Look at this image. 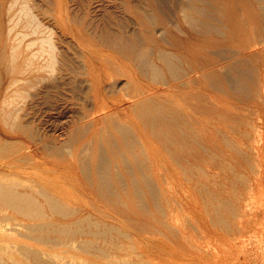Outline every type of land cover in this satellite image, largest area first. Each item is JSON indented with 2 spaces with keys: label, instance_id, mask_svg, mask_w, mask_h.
<instances>
[{
  "label": "rangeland",
  "instance_id": "374dc122",
  "mask_svg": "<svg viewBox=\"0 0 264 264\" xmlns=\"http://www.w3.org/2000/svg\"><path fill=\"white\" fill-rule=\"evenodd\" d=\"M14 1L16 2V0H0V13L3 18L5 29L8 30V27L10 28L11 25L15 27L11 37L12 45H18L19 41L17 40H20V38L24 39L25 42H27L37 36L31 34L34 30V25H36L37 23V18L40 20L43 19L44 22L48 23H46L48 27L54 29L53 35L56 38L61 36L60 26L55 17V15H57L58 0H18L16 3H14ZM62 1L64 2L63 12L66 13V23L69 30V34L66 36V38L68 39H64L63 41L66 42L65 44L66 46H68V54H71V56H69L70 54L68 55L70 59L68 60V63L71 65V69L67 72L69 74L65 76V81L60 83L63 86L56 91L53 97L46 98L48 101H51L50 103H53V105H51L48 101L46 103L45 99L38 100V102H36L38 107L37 117L33 118L32 114L28 117L30 118L29 120L31 122L34 121L35 125H32L36 126V131L34 130L35 132H33L34 134L36 133V138H38L40 145L42 146L41 143H43V146L45 145L44 147H46V145L49 144V146L47 145L46 147V152L37 156L36 160H31V162H35L37 164L36 169L34 170L38 172V174L35 176L38 178V181L42 178L50 180L53 179L58 183L59 187H62L64 189L66 193H70V195L72 196V202L68 205L66 204L69 211H74V209L82 210L80 213L81 215H75L74 213H72V215H60L58 216L59 218H55L54 222H60L61 224H64L65 229L68 231L70 229L71 231L68 232V235L67 233H53L52 237L69 239L70 237L76 236V241H78L77 243H80V240L81 242H87L89 240L95 242V244L92 245L95 249H91L92 246L90 245L87 247L86 245H83L82 250L79 249L82 246L78 245L80 246L78 247L77 243L76 248L63 245L57 246L56 242H54L55 239L51 243L46 240L45 235L40 237L41 241L40 238H35L36 240H34L27 236H19L21 243L37 249H41L43 251L58 253V255H62L64 258H66L68 262L67 264H69L70 259L72 260L70 262H74L70 264H83L85 261H87L85 264H264V238L262 237L264 236V209L261 207V203L262 201H264V179H262L257 187L254 186V190L249 189L250 191H252L251 193L247 189L244 194V196L246 197L254 198L249 199L247 201L248 204H244L243 207L247 212L246 216H243L240 222L246 221V218L247 220L250 219L249 222H251L252 225H255L254 228L252 230L246 229L243 233H241V230L238 227V229L235 227L236 231L231 229V226H233L232 218L234 215H232V213H234L233 211H235L238 207V204L234 203V197L238 194V190L244 188L246 189V187L244 186L245 184L243 183L246 182L249 184V182H247V180L245 181V175H240L244 174V170L235 167L233 163L231 166L227 165V162H230V159H233V162H235L234 151L231 150V152H226L228 148H218L217 142L218 140H220V138L226 136L224 134L225 132H223L225 129L229 131L228 139L231 140L232 138L236 137L238 131L237 128L241 120L240 117L243 115L242 113L244 111V105L246 104L248 106L249 100L246 95L243 94V92H238L237 88H232L226 82H224V79L220 80L218 84L213 85V83H211L208 86H203L200 79L199 84H196V86H194L193 88H191V86L188 87L187 85H182V90L180 91V93L179 91H177V93H179V97H177V99L179 100L178 102L180 104H184L185 111L189 110L188 112L195 113L197 108H199V114L196 112L194 114V117L197 118V120H201V122L205 121L206 132L203 134V136L204 138L207 137V140L204 141L207 144H210L211 151L209 155L207 154V152L202 153L204 154V156H200L196 162L194 161V164H191V162L189 161L190 158H188V156L181 165L177 164V162L175 161L173 163L170 160L169 155L163 151L162 140L159 139L158 136H154L150 131L147 130L145 126H143L145 130L144 132L147 135V140H149L148 142L157 151V158L159 159V165L161 169H164L161 164H163L165 160L167 161V157L172 163V165L168 166L170 167V171L173 172V187L175 193L182 195L185 199V203H183V205L176 204L172 216L177 223L176 225H179L182 231H177L176 228L172 229L173 227H168L169 224L166 225L167 222H164V219L166 218V207L168 206V200H166L161 195L160 190H156L157 188L152 187L153 191L151 190V188H149L150 184H148L149 182L147 181L148 177L150 176V170L148 169V167H146L147 157H145L143 154H140L142 152L138 150L137 153L132 154L130 157L133 162L132 169H129V180L131 185L130 188H124L125 184H122L124 186L123 187L122 185H120V182L115 183L116 187L114 185L109 187V189H113L116 193H120L123 196L122 197L120 195H117L118 197L120 196L121 200L112 198L110 196V192H108V188L106 189L96 184L93 185V182L89 175L90 171L81 168L83 164L88 165L87 154H85V159L87 162L83 161V152L82 154H79L81 153L80 150L83 151V124L86 123V120L83 119L85 102L84 97H86V94H83V91H85L84 89H86L87 91V86H89V84L86 81L83 82V79L85 78V75L83 78V72L85 73V69H83L84 66L82 65H84V61H87V57H89L91 61H94L97 64H106L108 63V59L115 58L120 63V65L116 64L117 68L123 67V69L128 72H131L133 69L134 72H136V74L138 75V78L132 86V94L141 93L144 87L146 89H160V86H162L161 80L163 78L161 77H164V72L161 71V76L155 75V78L152 77L154 76V74L149 71L145 75L141 74L135 56L131 54V59H133L132 62L128 55L125 56L124 52H118V49H114L112 47L113 45L107 43L108 38L115 39L116 37L117 39H134L138 44H140L141 49L144 48L143 50L148 52L149 62L157 63L160 70L162 69V66L164 64L157 59V54L159 55L160 49H166L172 51L174 54H176V56L179 57L176 58L177 60H175V62L178 67H180V69L188 68V65L190 66L193 64L204 65L206 67L209 63H211L212 65L207 68V70L213 72L212 67H214V69H216L217 73L221 77L223 75L222 70L224 71V69H220L219 65L228 63L237 64L238 61V55L233 53L232 51L230 52L231 46L238 39V24L233 18L234 14L236 15L235 8H248L246 9L247 13L253 14L255 12L257 13L256 6L264 5V1H259L257 4L256 2L258 0H249L250 2H248V0H202L203 2H199L200 0H196L198 6L205 7L203 9L207 10L206 12L209 15L212 14L217 18V20H223L224 23L222 21L221 23L217 24L216 19H207L204 16H199L198 19L201 27L199 29V32L194 31L195 36L192 38H189L186 32L184 34L180 31H177L178 20L176 19V21H174L176 24L173 22V20L176 18L177 10L180 11V6L177 2L175 3L174 0H166L167 2L165 1V4L167 5L164 4L165 10L169 8L172 9L168 10L170 12H173L174 14L173 15L171 13V15L174 16H171V19L173 18L172 21L171 19H167L163 15L165 11L163 14H161L163 10L160 8V1L158 0ZM168 1L170 2V5ZM26 2L28 6L25 5L24 10V5L22 3ZM248 5L252 7L249 8ZM29 6L30 8L27 11L26 8H28ZM150 8L151 13L148 12ZM18 9L19 11H17ZM21 10H23L22 13L20 12ZM251 10H253V12ZM14 12L16 13V15L14 14ZM31 13L35 15V18H37H32ZM36 13L39 15H37ZM179 13L180 15H182L181 12ZM13 14L15 17L12 16ZM11 16L12 18H14V21L9 23L8 20L11 18ZM30 18L34 19V21ZM68 18H70V20ZM228 19H230L232 24L229 23ZM169 21L170 23H168ZM201 21H207L205 23L206 25L209 23V26H211V24L213 23L211 28H213L215 31H218L219 29V34H216L218 32H215L214 30L211 31L209 30V28H206V25H204L205 23L202 22V24L200 23ZM171 22H173L174 24H171ZM30 23H32V25ZM183 27L188 28L186 24ZM167 29L171 31L167 33ZM222 30L223 33L221 35L220 32ZM4 31L7 35V31ZM161 31H163V33H161ZM21 32L22 34H19L17 36V33ZM100 32L106 35L105 39H102L105 37V35L103 36L102 34L101 36ZM25 33H27V35L29 36H27ZM108 33L111 34L108 35ZM23 34L26 35V38L21 37ZM112 34L114 35V37H110V35L113 36ZM45 35L47 36L48 34L44 33L41 36ZM161 35H164V39L167 38V40L165 39L164 41ZM13 36H15V38ZM72 39L74 40V42ZM71 42L73 43V45H71ZM69 44L74 48H72ZM86 47L93 48L96 53L94 52L93 55H89L85 49ZM219 48L221 49V51L215 50ZM75 49L77 51H80L81 55L86 54L87 57L85 58L84 55H82V58L81 55L78 54L80 52L75 51ZM206 49H208L209 51L212 50L211 53ZM49 52H51L52 55L50 53V55L48 56ZM41 54L44 55V58L49 60L47 63H45V65L50 64L49 62L52 61L51 58L53 56V52L51 51V49H48V46H46L45 50L41 51ZM55 54L56 53H54V55ZM73 58L76 59L74 60ZM77 60L80 61L79 63H82V65L79 64ZM179 60L181 61L179 62ZM240 69L245 71L244 64H242V68ZM48 71L49 68H47V70L43 72L47 76L48 80H56L55 78L58 76V72L53 73L54 76H52V74L48 73ZM110 72L113 73V71ZM115 73L120 74V71H117ZM7 77L8 75H3V77L0 75V82L6 83ZM52 77L55 78L53 79ZM68 78L72 80L68 81ZM120 78V87L122 88L127 83V77L121 75ZM73 80L74 82L72 83ZM75 81L78 83V85H76ZM75 85L76 87H74ZM79 88L80 90H82V92L78 90ZM76 90L78 91L77 93ZM25 91L33 93L35 89L28 88L23 90V96L21 95L23 99L19 96L20 98H17L15 100L16 102L14 101L15 105L18 104L22 107L23 105L25 106L31 103L32 98ZM74 91L75 93H73ZM188 92L196 96L194 98H186L185 96L188 94ZM121 93L122 92H117L116 95L119 96ZM11 94H13V92ZM173 100H175V97L173 98ZM41 101L42 104H40ZM49 105L51 107H49ZM46 106H48L47 109ZM238 110L239 112H236ZM134 112L136 121L140 122L141 125H144L140 120L141 118L139 119L137 117L136 108L134 109ZM37 118L38 120H36ZM186 119L188 121L191 120L189 114ZM6 122L8 124H11L10 120ZM3 124L6 125L4 120ZM218 125H220L222 128L221 133L214 134L212 130H214L215 127H218ZM200 126V124L197 125V127L199 128ZM39 127L43 128H40V130H38ZM6 129L8 131L11 130L9 132H13V129L7 125ZM39 136L43 138H40V140ZM150 137L152 141L150 140ZM61 139H64V142ZM45 140L46 142H44ZM60 141L63 145H61ZM52 142H54V144ZM22 148L23 145L20 144L16 149L17 151H19ZM64 149L66 150L64 151ZM53 150L54 152L51 153ZM84 151L85 153H88L87 149H85ZM135 154L136 157H134ZM185 155L186 153L184 154L183 159L181 153L178 156H180V159L183 161ZM229 155L231 156L227 160L225 156ZM110 156L111 158H113L116 164L115 166L113 163V166H115V169L113 168V170L121 172L120 174L125 177V175H127V170L122 166L123 164L120 161V163H118V160L121 159L119 155H116L115 152L111 150ZM205 157H208V159H205ZM137 159L142 161L140 162V164L142 165L138 164L139 160L137 161ZM212 159L216 160L215 165L211 167L210 171H207V166L204 165L206 163L207 165H209L210 162L208 161ZM48 160L54 161V163L47 166L46 164ZM223 160L227 162L223 163ZM80 164L82 165L80 166ZM138 166H140V169L138 168ZM148 166H150V164ZM139 170H141V172ZM142 172L146 175L145 177L147 179L143 178ZM87 174L89 177L85 178ZM10 176L7 177L9 178ZM18 177L21 179L24 178L21 176H17L16 179ZM124 177L121 178V180L125 181ZM132 177L140 187L136 186V184H134L135 187L132 186L133 183H136L134 179L131 181ZM13 178H9L10 181H12ZM21 179L17 180L21 181ZM25 179L27 180L26 177ZM29 180L30 179H28V181ZM37 180H32L31 182L33 183L34 181V184L38 185ZM240 181H242L243 183H241ZM27 184L30 183L28 182ZM136 189L137 191L139 189L141 190V192L143 191L142 193H140L142 196L141 198L140 194L135 192ZM150 190L153 193H151ZM156 196L158 197L155 198ZM154 201H156L155 204ZM157 202L162 209L157 206ZM224 202L225 207H223ZM213 205L216 207H214ZM226 205L229 207H227ZM230 209L233 211L231 212ZM162 210L165 211V213ZM161 213H164L165 216ZM87 214H89L90 217L87 216ZM85 215L87 216L86 218ZM220 216L222 220L220 219ZM223 220L226 221L224 222ZM22 221L26 222L23 219ZM78 221H81L82 223H79ZM221 221H223V223ZM38 223L42 222L38 221ZM74 223L76 224L74 225ZM86 223L89 225L88 227ZM192 224L196 227V229ZM227 226H229L230 228L225 229V227ZM4 228L10 229V226H5L3 227V229ZM19 230H22V228H19ZM88 231L91 233H89ZM97 232H101V234H98ZM104 232H106V234ZM43 240H46V242H43ZM84 248L86 250H84ZM97 248L103 250L104 253L100 252V249ZM219 254H221L222 256L221 262L220 259H218ZM79 259L81 261L83 260L84 262L79 261Z\"/></svg>",
  "mask_w": 264,
  "mask_h": 264
},
{
  "label": "bare ground",
  "instance_id": "6f19581e",
  "mask_svg": "<svg viewBox=\"0 0 264 264\" xmlns=\"http://www.w3.org/2000/svg\"><path fill=\"white\" fill-rule=\"evenodd\" d=\"M17 1L18 0H16V2ZM138 1H135V2H138ZM158 1H160L159 5H160V8L163 10L161 14H163L165 11L163 15L167 19H171V16H173L174 14L173 12L168 11V10H172L170 8L165 10L164 4L166 0H158ZM174 1L175 3L177 2L179 4L180 11L177 10L176 18L173 20V22L176 21L177 19L178 20L177 21V24H178L177 31H180L181 33H184V34L186 32L189 38H192L195 36L194 31L199 32V29L201 27L199 24V19H198L199 16L201 17L204 16L207 19L212 18L213 20L215 19L217 20L215 16H213L212 14L209 15L206 12L207 10L203 9L205 7L198 6V4L196 3V0H174ZM259 1L263 2L264 0H258L256 3L258 4ZM16 2L14 1V3ZM199 2H203V1L200 0ZM248 2L250 1L248 0ZM63 3L64 2L62 0H58L57 15H55L59 23L60 30H61L60 37L56 38L53 35L54 29L48 27L46 25L47 22H44L43 19L40 20L37 17L36 19L34 15L35 13L33 12L34 14L31 13L32 18L34 17L37 20V23L36 25H34L35 27H33L34 30L32 31L31 34L37 35V36L27 42H25L24 39L20 38V40H17L19 41L18 45H12V42H11L12 41L11 37H12L15 27L11 25L10 28L8 27V30L5 29V26L3 24V18L0 13V75L2 77L3 75L4 76L8 75L6 83L0 82V264H67L68 263L66 258H64L62 255H58V253H55V252L51 253V251H43L41 249H37L31 246L22 244L19 239V236H27V237H30L36 240L35 238L38 239L42 237L43 235H45L46 240L51 243L55 239L54 242H56L57 246L63 245V246H68L72 248L74 247L76 248V243L78 242L76 241L77 240L76 236L70 237L69 239L60 238V237H57V238L52 237L53 233L54 234L55 233H61V234L67 233L68 235L69 234L68 232L71 231L70 229L69 231L66 230L64 224H61L60 222L58 223L54 222L55 218H59L58 216L60 215H64V216H68L69 214L72 215V213H74L75 215H78L81 213L82 210L81 209L75 210L73 207L74 211L72 210L69 211V209L67 208V205L72 202L71 201L72 196L70 195V193H66L62 187H59L58 183L55 182L53 179L50 180V179L42 178L38 181L37 180L38 178L35 177L38 174V172L34 170L36 169L37 164L35 162H31V160H36L37 156H39L42 153H45L46 147L47 145L49 146V144H47L46 147H44L45 145L43 146V143H41L42 146L40 145L38 138H36V133L34 134V132L36 131L35 130L36 126H33L35 125L34 121L31 122L29 120L30 118H28L29 115L31 114L33 115V118L37 117L38 107H37L36 102H38V100L45 99L46 100L45 102L47 103L48 100L46 98L53 97L56 91L63 86L60 83L65 81V76L69 74L67 72L70 71L71 69V65L68 63V60H70L68 55L70 53L68 54L67 52L68 46H66L65 44L66 42L63 41L64 39L66 40L68 39L66 38V36L69 34V30L67 28V23H66L67 20L65 17L66 13L63 12V9H64ZM22 4L24 5L23 9L25 10V5H27V2L22 3ZM206 4H209V3H206ZM169 5H170V2H169ZM251 7L252 6H249V8ZM29 8L30 6L26 8V10L28 11ZM19 9L17 11H19ZM246 9L248 8H241V9L235 8L236 15L234 14L233 18L235 19V22L238 24L237 25L238 39L231 46L230 52L232 51L233 53L238 55V59H237L238 61H237V64L228 63V64L219 65L220 69H224V71L222 70L223 75L221 74L222 75L221 77L217 73L216 69H214V67H212L213 72L207 70V68H209L212 65L211 63H209L208 66L206 67L204 65H198V64L197 65L193 64L189 66L186 63L188 65V68L180 69V67H178V65L175 62L178 56H176V54H174L172 51H169L166 49H160L159 55L157 54V59L163 62L164 64L162 66V69L160 70L157 63L149 62L148 52L143 50L144 48L141 49L140 44H138L137 41H135L134 39H130V38L120 39L119 38L120 39L119 40L116 37L115 39H111L107 37L108 38V40L106 39L107 43H109L110 45H113L112 47L114 49H118L119 50L118 52H124L125 56L128 55L130 59H131V54L135 56L138 62L139 70L141 74L145 75L149 71L152 74H154V76L152 75L151 76L155 78L157 75L161 76L160 74L164 72V77H161L164 80L163 79L161 80L162 86H160V89L158 88L157 89H146L144 87L141 93L132 94V86L134 82H136V79L138 78L137 77L138 75L136 74V72H134L133 69L131 72L130 71L128 72L124 70L123 67L117 68L116 64L120 65V63L115 58L108 59V63L106 64L105 63L97 64L94 61H91L90 58L86 56V54H82L84 55L85 58L87 57V61L86 62L84 61V65H82V63H79L80 61L78 60L77 62L85 67V68L83 67V69H85V73L83 72V78L85 75L83 82L86 81L89 84V86H87L88 87L87 91L86 89H84L85 91H83V94H86V97H84L85 102H84V110H83V119L86 120V123L83 124L84 138H83V144H82L83 147L81 146L83 151L80 150L81 153L79 154H82L83 152V156H82L83 161L85 162L88 161V165L83 164L84 167L82 166L81 168H84L87 171H90L89 175L91 177L93 185L96 184L106 189L108 188V192H110V196L112 198L120 199V196L122 195L120 193H116L113 189H109V187L112 185L116 187L115 183L120 182L121 183L120 185L125 184L124 185L125 187L122 185L124 188L126 187L130 188L131 185H130V180H129L130 179L129 169H132V166H133V162L130 157L132 154L137 153V151L139 150L140 152H142L140 154H143L145 157H147L146 167H148V169L150 170V176L149 177L147 176L148 177L147 182H149L148 184H150L149 188H151V190H152V187L157 188L156 190H160L161 195L166 200H168V203H167L168 206L166 207V218L164 219L165 220L164 222H167L166 225L169 224L168 227L170 226V228L173 227L172 229L176 228L177 231L178 230L182 231L179 225H176L177 223L175 222L174 217L172 216V213L174 211V208L176 207V204L183 205V203H185V199L182 195L175 193V190L173 187L174 185L173 184V179H174L173 172L170 171V167L168 165H172L171 161L173 163L175 161L177 162V164L181 165L185 161L187 156L188 158H190L189 161L191 162V164H194V161L196 162L200 156L202 157L204 156V154L202 153L207 152V154L209 155L211 148H210V144H207L204 141V140H207V137L204 138L203 136V134L206 132L205 121L201 122V120H197V118L194 117V114L196 112L199 114V108H197L195 113L188 112L189 110L185 111L184 104L182 103L180 104L178 102L179 100L177 99V97H179V93L182 90V85H185V86L187 85L188 87L191 86V88H193L194 86H196V84H199V80L201 79L202 85L208 86L211 83H213V85L218 84L220 80L224 79V82H226L232 88L233 87L237 88L238 92H243V94H245L249 100V105L248 106L246 104L244 105V111L242 113L243 115L240 117L241 120L237 128L238 131H237L236 137L232 138L231 140L228 139L229 131L225 129L223 132H225L224 134L226 135L225 136L226 138L222 137L217 142L218 148H221V147H224L225 149L228 148L226 152H231V150L234 151L235 162H233V159H230L229 160L230 162L223 160V163L227 162V165L229 166H231L233 163L235 167H238L244 170V174H240V175H245L246 177L245 181L247 180V182H249L248 184L246 182L243 183L242 181H240L241 183L245 184L244 186L246 187V189L244 188V189L238 190V194L234 197V203L238 204V207L236 208L235 211L231 210L232 208L230 209L231 212L232 211L234 212L232 213V215L233 214L234 215L232 218L233 226H231V229L236 231V228L238 227L241 230V233H243L245 232L244 230L246 229L252 230L254 228L255 225H252V223L249 222L250 219L247 220L246 218V221L244 222H240V221L243 216L244 217L246 216V212H247L245 211L243 207L244 204H248L247 201L249 199L254 198V197L244 196L245 191H247V189L254 190V186L257 187L259 183L262 181V179H264V5L256 6L257 13L255 12L253 14H248ZM150 10L151 8L149 9L148 12L151 13ZM251 11L253 12V10ZM15 12L14 14L16 15ZM20 12L22 13L23 10H21ZM25 12H24V16H25ZM179 12H181L182 15H180ZM171 13L173 15H171ZM14 14L12 15L13 17H15ZM12 16L8 20L9 23L14 21V18H12ZM68 19L70 20V18ZM32 20L34 21V19ZM222 21L223 20H217L216 23L218 24V23H221ZM228 21L230 24H232L230 19H228ZM173 22H171V24L175 23ZM202 22L203 21H201L200 23ZM168 23H170V21ZM30 24L32 25V23ZM185 24L188 26V28L183 27L185 26ZM212 24L211 26H209V23H208L207 24L208 27L206 23L204 25H206V28H209V30L213 31L214 29L211 28ZM4 30L7 31L8 33L7 35ZM163 31H161V33H163ZM170 31L171 30L167 29V33ZM215 32H218L216 34H219V29L218 31L216 30ZM44 33L48 35L41 36ZM220 33L222 35L223 30ZM19 34H22V32L17 33V36ZM25 34L27 35V33ZM25 34H23L21 37L26 38ZM102 34L103 33H101V36ZM109 34L111 33H108V35ZM104 35L105 34H103V36ZM171 35H172V32H171ZM15 36L13 37L15 38ZM110 37H114V35L113 36L110 35ZM161 37L163 38L164 41L165 39L167 40V38L164 39V35L163 36L161 35ZM105 38H106V35L102 39H105ZM71 45H73V43ZM46 46H48V49L50 48L51 51L53 52V56L51 58L52 61L50 59L51 62H49L50 64L48 65H45V63H47L49 60L44 58L43 57L44 55L41 54V51L45 50ZM76 49L75 51H77ZM85 49L89 55L91 54L93 55L95 52L93 48L86 47ZM215 50L221 51L220 48L215 49ZM211 51L212 50H210L209 52L211 53ZM77 52H80V51H77ZM50 53L51 52H49L48 56L50 55ZM54 53L56 54L54 55ZM78 54L81 55V52ZM69 56H71V54ZM131 60L133 62V59ZM180 61L181 60H179V62ZM241 63L244 64L245 71L240 69L242 68ZM47 68H49L48 73H51L52 76H54L53 73L58 72V76L56 78L54 77L56 80H53V81L48 80L47 76L43 73L47 70ZM107 69L108 70L110 69V70L108 71ZM110 71H113V73ZM117 71H120V74L115 73ZM121 75L127 77V83L122 88L120 87V83H121L120 76ZM8 79H9V82H8ZM70 80L72 79L68 78V81ZM157 80H158V77H157ZM73 82L74 80L72 81V83ZM76 85H78L77 82H76ZM76 85L74 87H76ZM28 88L35 89L33 93L25 91L32 98L31 103H29V105H25V106L23 105L22 107L18 104L15 105L14 101L17 98L21 97L23 90L28 89ZM78 90H80V88ZM80 91L82 92V90ZM177 91H179V93H177ZM12 92L13 94H11ZM77 92L78 91L76 90V93ZM117 92H122V93L118 96L116 95ZM73 93H75V91ZM195 96L196 95H193L188 92V94L185 97L194 98ZM174 97H175V100H173ZM48 102L50 103L51 101H48ZM40 104H42V101ZM51 105H53V103ZM47 107L48 106H46V109ZM49 107L51 106L49 105ZM135 108L137 111V117L139 119L141 118L140 120L142 121L144 125H141L140 122L136 121V118H135L136 116L134 112ZM233 111H234V107H233ZM72 112H75V111H72ZM236 112H239V110ZM188 114L191 117V120L189 121L186 119V117H188ZM38 118L36 120H38ZM3 120L5 121L7 126L13 129V132H9L11 130L8 131L6 129V125L3 124ZM8 120L11 121V124H8L6 122ZM198 124H200L202 127L201 126L200 128L197 127ZM143 126H145L147 130L150 131L154 136H158V138L162 140L163 151L169 155L170 160H171L170 161L167 157V161L165 160V162L161 164L164 167V169H161L159 165L160 162H159V159L157 158V151L148 142L149 140H147V135L144 132L145 130ZM40 128L41 127H39L38 130H40ZM221 130H222L221 126L218 125V127H215V129L212 130V132L214 134H220ZM57 133H60V132H57ZM46 137H47V133H46ZM40 138L41 137L39 136V139ZM48 140H47V143H48ZM61 140L64 142V139H61ZM150 140H151V137H150ZM44 142H46V140ZM52 143L54 144V142ZM20 144L23 145V148L21 150L18 149L19 151H17L16 148H18ZM57 145H58V142H57ZM61 145L63 144L61 143ZM66 149H64V151ZM85 149H87L88 153L87 152L85 153L84 151ZM111 150H113L115 154L119 155V157L121 158L120 160H118V163L121 162L123 164L122 166L127 170V175H125V177L122 174H120L121 172L113 170V168L115 169L116 164L113 158H111L110 156ZM53 152L54 150L51 153ZM180 153H181L182 159H183L184 154L186 153L183 161L180 159V156H178ZM85 154H87V158H88L87 161L85 159L86 158ZM231 155L225 156V158L228 160V158H230ZM134 157H136V154L134 155ZM141 157H140V160H141ZM205 159H208V157H205ZM138 160L139 159H137V161ZM140 160L138 161V164L142 162ZM145 161H146V158H145ZM208 162H210V164L207 165L206 163L204 166H207V171H210L211 167L215 165L216 160L212 159ZM53 163L54 161L48 160L46 165L49 166V164L52 165ZM113 163L115 166H113ZM149 164L150 166H148ZM81 165L82 164H80V166ZM139 167L140 166H138V168ZM143 169H144V165H143ZM47 171H50V170H47ZM139 171L141 172V170ZM41 172H44V171H41ZM12 175L14 176V178ZM7 176H10L9 178L10 179L13 178V180L10 181V179ZM17 176H21L24 178L21 179L18 177L17 178L18 180L21 179V181H18L16 179ZM145 176L146 175L143 173V178H146ZM25 177L27 178V180L25 179ZM87 177H89L88 174L85 178ZM123 177L126 183L124 180H121V178ZM23 179L26 181V183ZM28 179L30 180L28 181ZM133 179L134 178L132 177L131 181ZM32 180H37L38 185L34 184V181L32 183L31 182ZM28 182L30 184H27ZM134 184H136V186H139L137 182L133 183L132 186H134ZM140 189L138 190L140 192H138L137 189L135 192H137L138 194L142 193L143 191L141 192L142 189L141 190ZM152 191L151 193H153ZM199 192H200V189H199ZM251 192L252 191H250V193ZM137 193H134V194H137ZM117 195H120V196L118 197ZM141 197L142 196L140 194V198ZM157 197L158 196H156L155 198ZM155 203L156 201H154V204ZM157 206H159V203ZM223 207H225V202H224ZM261 207L264 209V201H262ZM160 209L162 208L160 207ZM218 209H219V206H218ZM228 211H229V208H228ZM163 212L165 213V211ZM164 213L163 214L161 213V214L165 216ZM87 216H89V214H87ZM87 216L85 215V218ZM221 216H220V219H221ZM22 219L25 220L26 222H23ZM38 221H41L42 223H38ZM223 221L225 222L226 220H223ZM223 221L221 222L223 223ZM87 223L86 225L88 227L89 225ZM75 224L76 223H74V225ZM5 226H10V229L9 228L3 229V227ZM19 228H22V230H19ZM227 228H230V227L229 226L225 227V229ZM99 233L101 234V232ZM104 233L106 234V232ZM102 234H103V230H102ZM262 237L264 238V236ZM46 240H43V242L44 241L46 242ZM40 241H41V238H40ZM94 244L95 242L90 241V240L87 242L86 241L81 242L80 240V243H77V246L78 245L82 246L79 249L83 250V245H86L87 247L89 245L92 246ZM91 249H95V248H93L92 246ZM97 249H100V248H97ZM84 250L86 249L84 248ZM100 252H103V250L100 249ZM221 258L222 256L221 254H219L218 259H220V262H221ZM70 261L72 260L70 259ZM70 261H69V264L74 263ZM79 261L81 260L79 259ZM86 262L87 261H85L83 264H85Z\"/></svg>",
  "mask_w": 264,
  "mask_h": 264
}]
</instances>
